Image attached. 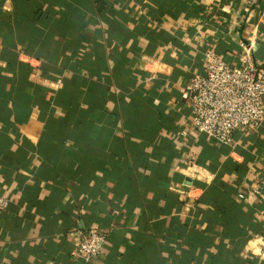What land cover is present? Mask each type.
I'll return each instance as SVG.
<instances>
[{"label":"crops","instance_id":"obj_1","mask_svg":"<svg viewBox=\"0 0 264 264\" xmlns=\"http://www.w3.org/2000/svg\"><path fill=\"white\" fill-rule=\"evenodd\" d=\"M247 42L264 77V0H0V264H85L94 227L92 264H264V123L217 144L186 96Z\"/></svg>","mask_w":264,"mask_h":264},{"label":"built area","instance_id":"obj_2","mask_svg":"<svg viewBox=\"0 0 264 264\" xmlns=\"http://www.w3.org/2000/svg\"><path fill=\"white\" fill-rule=\"evenodd\" d=\"M240 48L238 65L228 64L212 51H206L203 73L193 76L186 88L191 128L197 135L225 146L234 145L236 132L255 133L264 123V77L254 60V43H240ZM143 62L146 66L152 64ZM186 134L183 131L181 136ZM184 171L187 179L199 180V165L189 162ZM239 198L244 195L240 194ZM10 205L11 200L0 191V212ZM106 243V231L89 228L81 233L71 256L92 264Z\"/></svg>","mask_w":264,"mask_h":264},{"label":"water","instance_id":"obj_3","mask_svg":"<svg viewBox=\"0 0 264 264\" xmlns=\"http://www.w3.org/2000/svg\"><path fill=\"white\" fill-rule=\"evenodd\" d=\"M187 181H188V182H191V180H190V179H188Z\"/></svg>","mask_w":264,"mask_h":264}]
</instances>
